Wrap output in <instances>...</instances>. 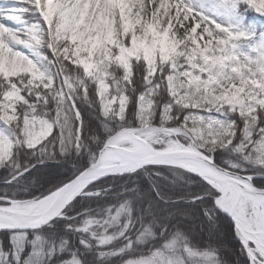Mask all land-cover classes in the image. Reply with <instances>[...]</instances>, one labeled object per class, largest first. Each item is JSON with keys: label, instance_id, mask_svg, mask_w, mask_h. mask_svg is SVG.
<instances>
[{"label": "snow or ice", "instance_id": "snow-or-ice-1", "mask_svg": "<svg viewBox=\"0 0 264 264\" xmlns=\"http://www.w3.org/2000/svg\"><path fill=\"white\" fill-rule=\"evenodd\" d=\"M0 264H264V0H0Z\"/></svg>", "mask_w": 264, "mask_h": 264}]
</instances>
